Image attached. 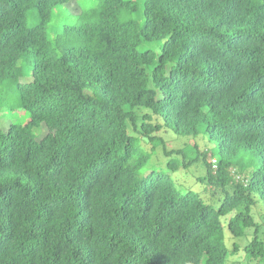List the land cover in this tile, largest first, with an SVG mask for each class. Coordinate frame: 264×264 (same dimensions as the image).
<instances>
[{
  "label": "trees",
  "instance_id": "trees-1",
  "mask_svg": "<svg viewBox=\"0 0 264 264\" xmlns=\"http://www.w3.org/2000/svg\"><path fill=\"white\" fill-rule=\"evenodd\" d=\"M80 1L0 0V264H264V0Z\"/></svg>",
  "mask_w": 264,
  "mask_h": 264
},
{
  "label": "rangeland",
  "instance_id": "rangeland-1",
  "mask_svg": "<svg viewBox=\"0 0 264 264\" xmlns=\"http://www.w3.org/2000/svg\"><path fill=\"white\" fill-rule=\"evenodd\" d=\"M92 0H81L80 4L81 6H86L89 2H91ZM70 7L71 9H75L77 10V4L75 1L70 3ZM29 76H27L26 78H28ZM8 96V92H5V90H3V88H0V103L5 104L4 103V99H6ZM4 106V105H3ZM28 119V114L26 112H24L23 110H19V109H15L13 111L10 110H2L0 109V129H6L7 126L10 123H23ZM172 134L171 133H167L166 136L167 138H169ZM185 138H180L177 142L172 141L171 143L168 142L167 144L171 147V146H181L182 142H185ZM198 145H199V149L200 150H204V149H209V152L207 153V160H210V151L212 149V152L214 151V143L210 142L207 140L206 136H203L202 133L199 134L198 136ZM189 145H192V141L188 142ZM188 154H190V150L188 149ZM215 154V152H214ZM214 156H217L216 154ZM162 160V159H161ZM162 161H165L164 158ZM212 162V161H211ZM194 171L193 169L190 167L188 168V170L186 171H178L176 175H174V180L177 177L179 182L182 183H189L190 185L193 183L191 174H193ZM177 186H182L181 184H176ZM194 187H196L197 191L202 192V196L204 198H208L209 194L208 192H204L202 190V187L199 185H195ZM186 188V187H183ZM259 212H261V210L263 209V207L261 206V208H257ZM264 210V209H263ZM233 240L239 242V244H243V242H245L244 238H239V239H232L229 237V233L226 229V227H224V243L225 245L229 248L233 242ZM225 264H254V261H250L248 258H245L244 256H242L241 253H236V254H230L228 256V259L226 261Z\"/></svg>",
  "mask_w": 264,
  "mask_h": 264
},
{
  "label": "built area",
  "instance_id": "built-area-1",
  "mask_svg": "<svg viewBox=\"0 0 264 264\" xmlns=\"http://www.w3.org/2000/svg\"><path fill=\"white\" fill-rule=\"evenodd\" d=\"M211 161H212V163H214V159H212Z\"/></svg>",
  "mask_w": 264,
  "mask_h": 264
}]
</instances>
